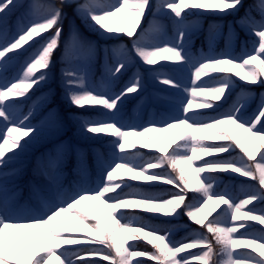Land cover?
<instances>
[{
	"label": "snow or ice",
	"instance_id": "6c2138e0",
	"mask_svg": "<svg viewBox=\"0 0 264 264\" xmlns=\"http://www.w3.org/2000/svg\"><path fill=\"white\" fill-rule=\"evenodd\" d=\"M24 7L20 0H0V264H264V208L244 210L253 201L264 204V93L245 118L255 99L251 86L264 87V0L247 8L244 0H56L31 4L13 21ZM38 7L39 15L33 11ZM68 9L102 38L132 40L131 49H103L100 85L92 79L96 43L77 28L65 37ZM227 16H239L236 23L254 38L252 49L243 41L240 55L235 54V29L229 25L225 35L223 25L212 24L208 51L194 55L190 48L199 19ZM220 38L225 49L217 52ZM58 51L68 104L98 109L94 116L78 118L79 130L87 139L106 141L110 156L94 150L89 161L76 149L79 181L70 191L63 185L70 146L56 145L38 158L34 170L45 183L33 182L30 200L21 204L11 182L21 172L16 165L41 134L42 126L30 120L52 103L42 89ZM137 60L146 66L170 61L191 70L190 86H185L165 74L167 65L150 69L183 98L168 100L167 111L139 128L123 123L121 114L130 95L136 99L144 92L141 74L117 90L120 77ZM237 85L241 91L233 98ZM198 97L205 99L197 103ZM21 105L29 106L26 113L19 111ZM45 121L53 129L63 126L55 108ZM172 130L169 139L165 134ZM130 138L142 141L140 149L155 151L146 156ZM93 169L97 186L89 188ZM214 173H225L251 191L239 197L227 186L221 191L225 181ZM92 201L99 202V214ZM140 211L156 215L146 218ZM181 216L191 223L176 240L181 226L174 222ZM84 230L89 235H68ZM139 257L147 259L134 260Z\"/></svg>",
	"mask_w": 264,
	"mask_h": 264
},
{
	"label": "rangeland",
	"instance_id": "374dc122",
	"mask_svg": "<svg viewBox=\"0 0 264 264\" xmlns=\"http://www.w3.org/2000/svg\"><path fill=\"white\" fill-rule=\"evenodd\" d=\"M20 2L25 6L24 8L18 9L17 12L13 15V21L16 19L17 16H19L21 13L28 10V6L31 4H36L38 6H46L50 3L56 2V0H20ZM112 3H116V0H113ZM245 8H247L249 5L254 3V0H244ZM33 11L39 15L42 12V8L38 7L36 9H33ZM68 15L66 19L64 20L63 26H64V32L65 37H67V34L73 29L77 28L79 29L80 33L88 40L94 41L96 45L98 46L99 52L98 56L93 68V82L96 85H100L102 81V76H98L96 70V63L102 65L104 64V52L103 49L105 47H108L109 49L112 48H119L120 46H126L127 48L131 49L132 46V40L126 36H122L119 40L114 39H105L102 38L100 34L97 32L92 31L89 27H86L85 24L81 21V19L78 16H75L72 13L71 9L67 10ZM255 15V12L253 13ZM243 15V11L241 10L239 16ZM15 16V17H14ZM239 16H227L223 19H214L209 17H203L200 18L199 23V31L196 32V34L193 36V41L191 44V52L194 55H199L201 51L207 52L208 51V43L206 40V37L208 35L209 25L212 24H221L223 25V32L225 35L228 33L229 25H231L235 29V33L237 34V39H235L234 42V51L235 49H238L239 54L241 53L242 49V42L248 41V49L251 50L253 47L252 41L254 40L253 37L247 36L244 32V30L240 27L236 21L239 19ZM170 24V22H169ZM168 34L169 37L174 35L173 29L171 27L168 28ZM220 40H223V45L221 46L220 51H223L225 49V39L220 38L216 41L215 47L217 46L218 42ZM193 51H196L197 53H194ZM62 52L58 51L55 56V64L54 67L51 69V76L46 85H44L42 91L44 93H50L52 97V103L48 105L47 108L38 110L35 115L30 120V123L33 125H36L38 127H41V134L38 138V140L30 147L28 152L21 158V160L18 162L16 167L21 169L20 175L18 178H15L11 183L14 185L17 198L19 203L23 204L30 200V197L32 195V184L35 182L37 185H42L45 183L44 179L42 177H37L34 175V170L37 168L38 158L44 157L47 153L53 151L56 147V145L61 143H66L70 146V153L68 156V164L67 167L64 169V176H63V185L65 189L73 190L77 188L79 176L77 174V152L76 149H81L85 153H87L89 161H91L90 156L93 155L94 150H98L99 152L103 153L105 158H108L110 156L109 148L107 146L106 141H100V140H91L87 139L79 130V119L86 116H94L95 112L97 110L92 111H85L81 110L75 107H72L68 104L67 99L64 95V90L61 84V70L64 67V64L61 60ZM109 56H112L111 51L109 52ZM160 64L167 65L166 75H170L174 79L182 82L185 86H190V68L189 67H179L175 65L173 62L170 61H161ZM160 64L156 66H146L139 62V60L136 61L135 64L130 65L128 70L120 77L118 82L117 90L120 86H123L124 83H127L135 73L139 72L143 78V83L145 86V90L142 93V95L139 98H132L135 94H132L129 96V98L125 101L123 109H122V121L126 125L129 126H135L137 128L148 124L153 119H157L158 115L162 112H165L168 110V100H175V99H182L183 94L176 89L171 88V86L166 85H160L161 83L158 82V80L154 77L153 72L150 71L151 68L159 69ZM104 69V67H103ZM161 79L163 76L160 77ZM203 79V78H202ZM238 79V78H234ZM253 87V86H251ZM259 87V86H258ZM260 88V87H259ZM264 88L262 90H254L255 93V99L249 101V107L245 113V118H249L252 113L256 110L257 103L259 101L260 95L264 93ZM159 90L163 95H160V93L157 91ZM241 91V88L239 85H237L234 88V98L235 95L239 94ZM156 97H166V99H159L157 100ZM204 97H198L196 98V102H202ZM133 100V102L131 101ZM162 100V101H160ZM222 101H217L214 103H220ZM153 103V106L150 105ZM255 104V107L252 108V106ZM29 106L28 105H21L19 111L27 112ZM51 108H55L62 121V127L60 129H53L47 126L45 118L48 115V111ZM193 111H205V110H197L193 109ZM224 128H227V126H223ZM175 130L170 131L169 133H166L165 135L171 139L173 136ZM151 135H155V133H152ZM130 139H137V138H130ZM210 142H216L219 143L220 141H210ZM142 143L141 140L137 139V145L138 150L145 153V155H150L155 150H146V149H140L139 144ZM174 146V145H173ZM221 155H227V154H221ZM212 156H205L203 159H211ZM195 164H200L202 161L194 162ZM72 166H69L71 165ZM72 169L71 175L68 174L70 170ZM96 173V172H95ZM203 175V174H202ZM214 175H218L223 177L225 183L220 185L219 190L223 191L225 190V187L227 186L228 190L234 195V196H243L248 191H251V189L248 188H242V186L237 181H232L225 173H214ZM67 176L69 177L70 181H67ZM247 179V178H242ZM96 174L91 173V180L87 187L89 188H95L96 185ZM139 183V182H137ZM249 183L255 184L254 181H249ZM164 187L170 188L172 186L165 185ZM215 187V185H214ZM258 187V185H257ZM95 206V211L97 214L100 213L101 209L99 207V202L92 201L91 202ZM256 206L258 209L264 208V204H259L256 201H253L252 205L245 206L244 210H247V208ZM223 207V206H222ZM242 210V211H244ZM219 211V209H217ZM143 212V211H142ZM149 216H153L156 214H148ZM216 213H212V216H214ZM259 214V213H257ZM211 218V217H209ZM248 223H254L257 226H259L258 221H247ZM174 223L180 225L181 227L176 229L174 232V238L176 240H180L185 236V231L183 226L189 225L191 222L188 220L187 217L181 216L178 221H175ZM239 223V222H237ZM195 227V225H192ZM243 231V229H241ZM75 236L77 238L84 237L89 235L87 230H84L83 232H78L74 234H68ZM253 235H258L256 231H253ZM129 243H136L135 241H129ZM145 242H140V248L141 250L144 249ZM64 247H75L72 245H65ZM150 247V246H149ZM243 247V246H242ZM98 258V257H97ZM136 259H147L146 257H139L134 258ZM103 264H109V262H103ZM149 264H155L154 261H150ZM194 264H199V262H194ZM211 264V262H209Z\"/></svg>",
	"mask_w": 264,
	"mask_h": 264
},
{
	"label": "trees",
	"instance_id": "16d2710c",
	"mask_svg": "<svg viewBox=\"0 0 264 264\" xmlns=\"http://www.w3.org/2000/svg\"><path fill=\"white\" fill-rule=\"evenodd\" d=\"M102 71V67L101 66H99L98 67V73H100ZM252 88V90L254 91V90H259L260 91V89L262 90V88H264V87H258V86H253V87H251ZM264 90V89H263ZM234 98V97H233ZM132 102H133V100H131ZM253 107H255V104L252 106V108ZM91 159H93V156H91ZM140 214L141 215H144L146 218H150V216H148L147 214H145L144 212H142V211H140ZM151 222V221H150Z\"/></svg>",
	"mask_w": 264,
	"mask_h": 264
},
{
	"label": "bare ground",
	"instance_id": "6f19581e",
	"mask_svg": "<svg viewBox=\"0 0 264 264\" xmlns=\"http://www.w3.org/2000/svg\"><path fill=\"white\" fill-rule=\"evenodd\" d=\"M160 85H162V84H160ZM159 93H160V95H163V93H161L159 90H157ZM156 99L157 100H159L160 98L159 97H156ZM160 101H162V100H160ZM150 105H152L153 106V103L152 104H150Z\"/></svg>",
	"mask_w": 264,
	"mask_h": 264
}]
</instances>
